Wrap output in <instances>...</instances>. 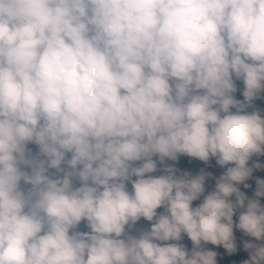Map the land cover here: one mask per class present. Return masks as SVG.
<instances>
[{
	"label": "clouds",
	"instance_id": "obj_1",
	"mask_svg": "<svg viewBox=\"0 0 264 264\" xmlns=\"http://www.w3.org/2000/svg\"><path fill=\"white\" fill-rule=\"evenodd\" d=\"M258 101L264 0H0V264H264Z\"/></svg>",
	"mask_w": 264,
	"mask_h": 264
},
{
	"label": "trees",
	"instance_id": "obj_2",
	"mask_svg": "<svg viewBox=\"0 0 264 264\" xmlns=\"http://www.w3.org/2000/svg\"><path fill=\"white\" fill-rule=\"evenodd\" d=\"M257 104H258L261 108H264V101H258ZM193 167H194V166H193ZM257 175H260V176L264 177V172L257 173Z\"/></svg>",
	"mask_w": 264,
	"mask_h": 264
}]
</instances>
